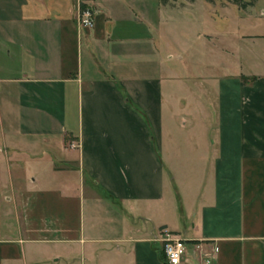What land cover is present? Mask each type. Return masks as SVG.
Instances as JSON below:
<instances>
[{
	"label": "crops",
	"instance_id": "0c3cea01",
	"mask_svg": "<svg viewBox=\"0 0 264 264\" xmlns=\"http://www.w3.org/2000/svg\"><path fill=\"white\" fill-rule=\"evenodd\" d=\"M240 2L0 0V264H164L163 229L179 264H264V0Z\"/></svg>",
	"mask_w": 264,
	"mask_h": 264
},
{
	"label": "built area",
	"instance_id": "2783aa9c",
	"mask_svg": "<svg viewBox=\"0 0 264 264\" xmlns=\"http://www.w3.org/2000/svg\"><path fill=\"white\" fill-rule=\"evenodd\" d=\"M95 10L89 4L80 5L77 21L81 27L91 28L95 25ZM161 243V252L164 260L167 264H179L183 261L184 256L187 253L188 245L187 241L171 232L163 229L159 232V238L157 239ZM219 248L215 247L213 252L207 253V260L212 261L217 256Z\"/></svg>",
	"mask_w": 264,
	"mask_h": 264
},
{
	"label": "rangeland",
	"instance_id": "374dc122",
	"mask_svg": "<svg viewBox=\"0 0 264 264\" xmlns=\"http://www.w3.org/2000/svg\"><path fill=\"white\" fill-rule=\"evenodd\" d=\"M168 114V110H165V115ZM184 114V115H183ZM181 119L178 121L175 120V122L172 124L170 122L165 123V130L163 131V147L165 152L171 151V137L174 135L176 136L180 142V146L183 148H187L189 145L188 141L191 135H193L196 132V128L194 125H192L191 121L188 119V114L183 112ZM181 116V115H180ZM167 117V116H166ZM168 118V117H167ZM185 121V123L182 124V121Z\"/></svg>",
	"mask_w": 264,
	"mask_h": 264
},
{
	"label": "trees",
	"instance_id": "16d2710c",
	"mask_svg": "<svg viewBox=\"0 0 264 264\" xmlns=\"http://www.w3.org/2000/svg\"><path fill=\"white\" fill-rule=\"evenodd\" d=\"M233 2H235L237 4H240L242 6H245L246 5V3H243V2L241 3L240 0H233ZM163 260H164V257H163ZM164 264H167L165 260H164Z\"/></svg>",
	"mask_w": 264,
	"mask_h": 264
}]
</instances>
